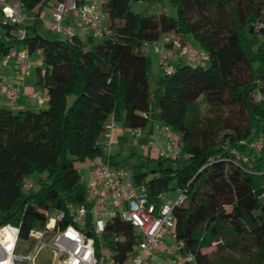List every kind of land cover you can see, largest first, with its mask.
<instances>
[{
  "label": "trees",
  "instance_id": "1",
  "mask_svg": "<svg viewBox=\"0 0 264 264\" xmlns=\"http://www.w3.org/2000/svg\"><path fill=\"white\" fill-rule=\"evenodd\" d=\"M60 1L22 0L24 13L33 17L23 41L12 34L14 26L1 22L0 60L15 47L36 54L43 64L37 84L46 89L48 104L40 112L0 109V226H17L20 239L29 240L60 213L66 215L60 226L71 224L68 204L90 210L74 163L108 159L104 134L114 115L123 129L148 134L160 123L182 140L179 159L139 156L129 172L156 204L170 188L184 192L185 201L174 209V231L184 243L181 253L193 256L188 264H264V102L253 98L257 90L264 93V0H168L176 17L130 11L131 1L148 0H101L114 30L96 46L90 45L94 39L50 40L40 33L42 10ZM169 33L191 34L209 65L182 63L152 92L144 45ZM200 99L227 115L204 126ZM253 141L262 142L261 152L249 147ZM109 159L121 168L114 155ZM35 171L47 172L51 182L26 194L23 182ZM83 231L93 237L90 212ZM106 236L113 238V264H124L139 243L135 229L118 217ZM215 243L248 258L210 259L202 251Z\"/></svg>",
  "mask_w": 264,
  "mask_h": 264
},
{
  "label": "built area",
  "instance_id": "2",
  "mask_svg": "<svg viewBox=\"0 0 264 264\" xmlns=\"http://www.w3.org/2000/svg\"><path fill=\"white\" fill-rule=\"evenodd\" d=\"M0 17L3 22L14 26L15 38L23 41L26 36L25 25L33 17L26 15L23 11L22 0H0ZM41 23L45 31L57 32L67 38L69 42L76 39H94L98 37L108 38L112 35L114 28L108 23L101 4L92 3L80 6L77 0H64L56 3L51 20L41 16ZM162 46L155 47L159 56V66L165 76L175 73L178 65L187 64L192 68L202 66L210 60L208 53L199 47L189 44L178 33L166 34ZM149 45H144V52L149 54ZM17 53V54H16ZM16 56L15 74L18 77H29L36 65L41 60L34 61L28 49L14 48L9 54L0 60V68L5 69L12 57ZM0 87L11 105H14L19 95V89L9 80L5 74L0 75ZM257 103L264 102V93L257 90L253 95ZM30 99L43 105L45 99L39 92L30 95ZM120 125L112 115L107 124L104 134V148L107 160L93 162L89 167L88 180L83 183L86 188L87 206H73L68 204V216L72 223L66 227L60 226L66 215L60 213L50 219L43 231H32L29 235L34 242L25 254L18 253L20 230L11 224L0 226V264H38V259L43 250L50 248L58 257L60 264H104L102 253L98 251L95 240L101 246L108 223L115 217L130 224L142 240L136 246L135 252L124 264H150L145 258L149 254H158L161 247H165L164 238L171 235L174 239L173 245L167 248L171 257L166 259V264H188L193 262V256L189 253H181L184 248L183 242H178L175 236L174 209L181 205L186 197L180 192L177 202L173 205L162 204L164 194H159L157 199L161 201L156 204L150 199L145 187H136L130 182L131 173L123 168L111 165L110 157L113 155L114 140L113 132ZM134 146L155 147L157 140L162 139L163 144L159 148V158L177 160L183 155V143L180 136L170 127L160 123L154 124L153 132L147 143H141L145 132L141 128L126 129ZM255 152H261L262 142L253 141L248 144ZM238 159L247 162L248 158L241 156L237 151L233 152ZM33 185L26 178L22 190L29 194ZM111 208V209H110ZM92 215L93 237L83 231L87 224L88 213ZM100 252L101 256H98ZM113 264V260H112Z\"/></svg>",
  "mask_w": 264,
  "mask_h": 264
},
{
  "label": "rangeland",
  "instance_id": "3",
  "mask_svg": "<svg viewBox=\"0 0 264 264\" xmlns=\"http://www.w3.org/2000/svg\"><path fill=\"white\" fill-rule=\"evenodd\" d=\"M92 3L101 4V0H85V4L89 5ZM130 11L135 14L145 15V16H152V15H161L166 14L168 16L176 17L177 16V10L174 7V5L168 1V0H148V1H131L130 4ZM51 15L47 16V19L51 20ZM40 33L50 39V40H61L66 41L67 38L57 32H46L43 27H39ZM0 32L4 33V28L1 25V17H0ZM186 41L189 44H196L193 36L191 34H186ZM106 40L105 37H98L94 38L93 42L90 43L92 46L99 45L103 43ZM85 43L88 44V40H83ZM163 40H159L157 42L151 43L149 45L150 53L147 55L152 63L151 66V78H150V88L152 92H155L157 88L161 85L164 73L161 70L159 66V56L155 52V47L162 46ZM147 54V53H146ZM32 59L36 61L38 59V56L32 55ZM208 66L209 64L206 63ZM43 67V64L41 62L40 66ZM34 67L32 71V77L36 76L37 68ZM41 90H44L42 86H40ZM73 101V98H70V102ZM38 104V103H37ZM200 108H201V121L204 126H210V122L215 123L218 118L222 116H226V111L221 112L218 109L210 106L208 103L203 101V99H200L199 101ZM39 105V104H38ZM42 106V105H39ZM47 106V105H46ZM44 106V107H46ZM37 107V106H36ZM40 108V107H37ZM214 125V124H213ZM126 139L128 140L127 144H120L116 143L113 150V155L116 158V161L120 164L119 167L123 169H127L128 171H132L133 167L135 165H138L140 160V157L149 156V148L146 147L145 149H141L140 146H134L130 140V135L126 134ZM117 142H120V140H117ZM118 144V145H117ZM155 148V147H154ZM156 149V148H155ZM153 156H150V158H158L159 157V148H157V151H153ZM93 162H101L99 159H86L85 161H77L74 163L75 168L79 172L81 176V182L85 183L88 180L89 176V167ZM157 165V162L154 161L150 164V168H155ZM147 169V168H146ZM28 181L33 185L31 188V191L29 194L35 195L37 194L41 189L43 184L50 183L49 174L47 172H39L35 171L30 176L27 177ZM130 182L135 186L134 178L132 177ZM180 196V192L178 190H175L173 188H170L168 191L164 192V198L162 200V204H170L173 205L177 202L178 198ZM74 206V205H73ZM76 207V206H75ZM111 209V208H110ZM113 238L111 237H103L100 252L102 253V261L105 262L104 264H112V252L110 249V242ZM142 240V237L139 235L138 241L140 242ZM164 243L170 247L174 243V239L171 235H166L164 238ZM34 242H31V239L29 240H21L19 242V247L24 249V251H20L18 249V253L25 254L26 249H30L32 247ZM203 254H206L210 259H216L219 257H226V256H234L237 259H247L248 256L246 254L242 253H233L229 249H225L218 245V243L213 244L211 247L203 249ZM145 258L150 261V264H157V255L156 254H149L146 255ZM169 258V257H168ZM166 259V257H165ZM38 264H60V261L58 257L51 251L50 248H46L43 250L39 256Z\"/></svg>",
  "mask_w": 264,
  "mask_h": 264
},
{
  "label": "crops",
  "instance_id": "4",
  "mask_svg": "<svg viewBox=\"0 0 264 264\" xmlns=\"http://www.w3.org/2000/svg\"><path fill=\"white\" fill-rule=\"evenodd\" d=\"M56 5V2H51L47 7H45L42 12H41V16L45 17V19H47L48 15H51L54 12V7ZM30 16V15H28ZM32 17V16H30ZM2 22V19H1ZM29 21L27 22V25ZM42 24V23H41ZM43 27V26H42ZM16 30H13L12 34L15 35ZM47 32V31H46ZM186 40V37H185ZM195 46V44H192ZM17 50H21L23 47H15ZM14 49V48H13ZM12 49V50H13ZM17 54V53H16ZM16 56L12 57L11 61L9 62V65L5 68V69H1L0 68V75L1 74H5L9 80L19 89V95L16 99V102L14 105H11L7 98L4 95V90L0 87V109H8V110H12L14 112H23V111H32V112H40L41 110L47 108V104H48V96H47V91L46 89L43 87L44 90H41L39 85L37 84V73L35 77H32V74L29 77L23 78V77H18L15 74V67H16ZM37 60H41L40 58H38ZM41 63H39L38 65H36V67L40 66ZM34 92H39L43 95L45 102L42 106H39L37 104V102H34L30 99V95ZM40 108H37V107ZM46 106V107H44ZM154 128V124H152L148 129L147 132H152ZM150 133L145 134L144 138L141 140V143H147L150 139ZM126 134H128V132L126 131V129H123L122 127H120L118 130H115L113 132V140L114 143L116 145V143L120 144H127L128 140L126 142H123L122 140L126 138ZM117 140H120V142H117ZM122 141V142H121ZM163 144V140L159 139L156 141L155 143V148H149V156H153L152 153L153 151H157V148H160ZM118 145V144H117ZM168 246L166 245L165 247H161V251L156 254L157 255V264H166V259L168 257H171V254L168 253L167 250ZM166 257V259H165Z\"/></svg>",
  "mask_w": 264,
  "mask_h": 264
}]
</instances>
